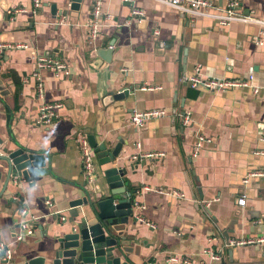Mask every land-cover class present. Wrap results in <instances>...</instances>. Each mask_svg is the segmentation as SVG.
Masks as SVG:
<instances>
[{"label": "crops", "instance_id": "obj_1", "mask_svg": "<svg viewBox=\"0 0 264 264\" xmlns=\"http://www.w3.org/2000/svg\"><path fill=\"white\" fill-rule=\"evenodd\" d=\"M95 1L81 0L73 11L71 0H41L33 12L32 0H0V43L27 46L5 50L0 57L5 88L0 94V156L21 147L44 155L48 169L33 186L20 181L16 188L11 180L5 188L6 167L0 161V242L11 251L8 264L45 255L69 203L84 195L77 144L81 132L110 149L119 139L125 142L119 165L134 166L126 180L136 191L134 201L144 206L139 212L143 221L133 216L127 229V241L136 249L134 264H264V177L243 183L249 174L264 171L260 26L219 25L151 0H98L100 26L92 40L86 25ZM212 1L224 7L229 0ZM136 10L141 17L132 14ZM240 12L264 23V0H240ZM106 49L111 50L108 59L97 54ZM53 55L67 74L40 71L44 100L63 107L51 124L36 125L41 102L32 74L37 57ZM196 65L202 75L215 78L253 74L259 91L191 89L184 78ZM122 89L130 91L123 99L105 102ZM145 110H162L164 116L133 127L130 114ZM184 112L191 114L187 125L181 122ZM198 134L211 143L194 155ZM147 153L163 156L133 160ZM99 160L95 154L96 176L85 190L103 199L102 172L110 166H100ZM173 191L183 197L171 196ZM241 195L246 196L244 206L237 205ZM24 221L32 224L33 233L19 243L15 234ZM232 241L252 243L227 247ZM216 254L221 257L214 259Z\"/></svg>", "mask_w": 264, "mask_h": 264}, {"label": "water", "instance_id": "obj_2", "mask_svg": "<svg viewBox=\"0 0 264 264\" xmlns=\"http://www.w3.org/2000/svg\"><path fill=\"white\" fill-rule=\"evenodd\" d=\"M81 0H71L70 9L77 11ZM56 14V7L51 6ZM110 49L99 50L97 54L108 59ZM0 80V94L4 91ZM128 89L110 94L106 101L120 100L128 95ZM2 96L0 95V98ZM89 145L100 158V166H110L102 172L106 183L105 197L95 198L88 190L84 195L69 203L66 218L56 229L53 244L45 255L28 259L24 264H134V246L127 241L128 227L133 220V203L136 191L128 186L126 175L133 165H119L123 140L110 149L104 144L97 145L94 136H88ZM45 156L29 152L21 147L0 156L4 163L5 188L12 180L14 187L20 181L33 186L48 174ZM117 165V166H115ZM119 165V166H118ZM4 170L0 169V177ZM19 227V226H18ZM2 255L0 254V259ZM0 264L8 262L0 260Z\"/></svg>", "mask_w": 264, "mask_h": 264}, {"label": "built area", "instance_id": "obj_3", "mask_svg": "<svg viewBox=\"0 0 264 264\" xmlns=\"http://www.w3.org/2000/svg\"><path fill=\"white\" fill-rule=\"evenodd\" d=\"M158 4H161L165 7L177 10L180 14L186 15L188 17H197V18H205L212 21L217 22L219 25H229L231 23L237 22L242 24H255L260 26V32L258 34L256 43L259 46H264V23L261 21L252 18L250 15H245L240 12V0H229L224 7H219L215 5L212 0H151ZM33 12H37V10L41 7V0H32ZM100 1L96 0L93 3L92 7V20L86 25V30L88 32L89 39H95L98 33L99 19L101 16L100 10ZM21 10H17L15 12H19ZM8 13H11L9 11ZM133 15L136 17H141L142 13L140 11H133ZM62 22V19L59 21ZM27 46H8L6 44L0 43V57L3 55L5 50L8 49H23ZM36 71L32 74L33 78L36 82V99L41 103L38 107V114L35 120L36 125H49L55 119L58 118V112L62 109V104L59 102L56 103H47L44 100V86L40 79V71L43 69H47L50 72L54 73L57 77L58 75L67 74L66 66L56 57V56H41L36 58ZM185 83L194 90H205L211 92H226L227 90L234 89H251L254 94H257L259 88L254 84V76L253 74H248L243 78L238 79H222L215 78L212 76L202 75L201 66L196 65L194 68V72L191 76L184 78ZM149 88H142V90ZM164 116V111L162 110H145V111H133L129 116V123L135 127L140 128L143 127L146 122L149 120L160 118ZM191 114L189 112H184L181 119L182 125H187L190 122ZM211 141L208 138H205L202 135H196L195 143H194V152L196 155L201 147L205 144H209ZM77 144L80 150L82 163L81 169L84 175L85 184L84 189H87L95 179V153L94 149L90 147L88 141V135L86 132H81L77 137ZM163 156L162 153H147L142 154L139 157L134 156L133 160L147 158V159H155ZM252 177H264V171L253 172L246 176L243 180L244 184H247L248 179ZM171 196H176L182 198L183 195L178 194V192L173 191L169 193ZM246 201V196L241 195L237 201L238 206H244ZM45 204L50 207L51 202L48 200ZM144 210V206L138 204L137 202L133 203V216L136 220L143 221L140 213ZM19 215L24 217L25 211L19 210ZM60 221H64V217H60ZM150 228H154L153 224H147ZM19 232L15 234L16 242H22L25 236H30L33 233L32 224L28 222H20ZM252 242H242V241H232L229 242L226 246H241L245 244H251ZM0 254L2 255L1 259L3 261L9 262L11 260V251L10 249L4 245V243L0 242ZM214 259H219L221 254H216L212 256ZM169 261V260H168ZM170 261L174 262L173 258ZM184 263V262H183ZM187 263V262H185Z\"/></svg>", "mask_w": 264, "mask_h": 264}]
</instances>
